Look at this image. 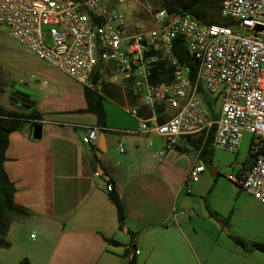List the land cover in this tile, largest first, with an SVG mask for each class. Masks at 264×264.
Segmentation results:
<instances>
[{
    "label": "crops",
    "instance_id": "0c3cea01",
    "mask_svg": "<svg viewBox=\"0 0 264 264\" xmlns=\"http://www.w3.org/2000/svg\"><path fill=\"white\" fill-rule=\"evenodd\" d=\"M36 70L29 76L34 79L38 74V89L53 80L52 74H64L48 64ZM36 83L17 80L18 87L31 92L37 89ZM82 95L75 106L42 101L30 109H15L0 100L5 111L34 108L42 121L39 138L32 137L29 122L8 134L3 168L15 187L14 202L28 215L10 223L9 247L0 249V264H17L22 259L30 264H125L122 254L130 245L138 250L134 252L137 264H264V254L253 248L264 245V204L226 176H212L206 167L196 182L185 183L198 150L166 148L154 133H134L138 120L128 109L148 113L138 100L130 105L103 92L105 131L85 143L84 126L96 125L97 118L84 110L87 104ZM125 116L129 126L120 131L117 142L123 140L128 153L120 145L122 155L112 157L108 151L113 142L105 135L117 131L113 118ZM99 135L106 152L97 156ZM130 136L134 142L128 141ZM188 140L197 139L180 137L176 145L189 148ZM108 179L123 205V228L108 199Z\"/></svg>",
    "mask_w": 264,
    "mask_h": 264
},
{
    "label": "built area",
    "instance_id": "2783aa9c",
    "mask_svg": "<svg viewBox=\"0 0 264 264\" xmlns=\"http://www.w3.org/2000/svg\"><path fill=\"white\" fill-rule=\"evenodd\" d=\"M133 3L0 0V24L27 52L99 95L104 85L129 87L148 110L128 109L138 120L134 133H154L166 148L180 137L204 141L212 132L213 149L237 152L243 132L252 133L253 164L226 178L264 204V0H221L219 17L226 24H202L165 8L148 10V20L138 23ZM179 45L195 64L193 73L179 59ZM203 94L215 99L214 112ZM84 128L85 143L101 131ZM200 149L185 183L196 182L205 168Z\"/></svg>",
    "mask_w": 264,
    "mask_h": 264
},
{
    "label": "trees",
    "instance_id": "16d2710c",
    "mask_svg": "<svg viewBox=\"0 0 264 264\" xmlns=\"http://www.w3.org/2000/svg\"><path fill=\"white\" fill-rule=\"evenodd\" d=\"M221 0H161L162 8L167 9L169 12L175 13H189L194 18H196L202 24H214V23H224L219 19V3ZM179 59L181 61L187 62L189 64L192 73L195 70V64H193L186 56L185 50L181 45H179ZM2 91V86L0 82V92ZM103 92L107 93L108 96L114 99H125L129 102L130 105L136 104V98L133 96L129 87L124 89L119 86H103ZM84 98L86 100V109L85 111L92 112L96 115L97 122L96 126L101 128V131H105V110L101 103L102 96L97 94L95 90L89 89L84 86L83 88ZM204 102L211 108V111L214 112L213 107L215 106V99H211L203 94L202 96ZM83 110V111H84ZM215 117V114H214ZM41 114L32 108L30 111H5L0 107V249L8 248L9 242L6 239V233L10 223L15 219H20L26 217L28 215V211L17 205L13 200V195L15 192V187L13 183L7 177L4 168L3 162L5 160L4 152L7 147L8 142V134L12 131L19 130L23 123L29 122L31 124H40ZM213 133L206 137L204 141L201 138L197 140H188L187 143L189 148L185 147V149L179 147L174 144V148L178 151L180 150H199V158L203 162L204 165L210 164L211 157L213 154V147L211 145ZM250 143V151H251ZM202 145V146H201ZM250 155V153H249ZM96 161L97 157L95 156ZM244 166V165H243ZM245 170V169H244ZM216 175L218 173L216 172ZM109 184L112 183L110 179H108ZM108 199L116 208L118 226L123 228L124 225V210L122 202L117 194V192L112 188L111 191L108 192ZM215 214V213H213ZM111 244L118 245L119 243L105 238ZM234 241L240 245L242 248H246L245 243L238 239L234 238ZM133 245H130L122 254V257L125 258V264H137L134 254ZM253 248L259 250L264 254V245L254 244ZM17 264H30L27 259H22Z\"/></svg>",
    "mask_w": 264,
    "mask_h": 264
},
{
    "label": "rangeland",
    "instance_id": "374dc122",
    "mask_svg": "<svg viewBox=\"0 0 264 264\" xmlns=\"http://www.w3.org/2000/svg\"><path fill=\"white\" fill-rule=\"evenodd\" d=\"M133 8L137 9L135 21L142 23L147 21L149 17V12H153L156 9L162 8L161 0H133ZM117 10H128L131 9L130 5H118L115 7ZM219 17V15H218ZM219 19H221L219 17ZM23 64H26V68ZM46 63L40 60L35 55L27 52L20 44L13 40L8 35V28L4 24H0V82L2 86V91L0 92V100L5 106H12L15 109H20L9 102V97L13 87L18 86L17 80L19 78H24V81L29 84H35L36 80H40L38 74L33 78H30L29 72L37 71L36 69H41L45 67ZM52 81H48L47 86L44 89H38L39 83H36V90L32 91L31 102L35 104L41 103L42 101H47V103H55V106H65L72 105L75 106L79 104L83 97V85L71 80L64 74L54 73ZM14 82V83H13ZM56 82V83H54ZM14 85V86H13ZM51 101V102H50ZM106 101V100H105ZM121 105L119 101H116ZM52 105V104H51ZM112 127L117 131L109 132L112 135H105L107 141H112L113 146L108 154L113 157V155L119 154L118 150L120 145H122L127 151V146L125 142L119 140V135L122 133L123 129L128 128V117L113 118ZM131 137V136H130ZM253 139V135L250 132H243L241 140L239 142L238 151L231 152L224 149L215 148L211 157L210 164L205 165L206 169L211 172L213 169L218 173L219 178H223L229 174L237 175L241 171H244L243 165L246 158L250 153V143ZM128 141L134 142L135 138H128ZM106 150L103 152L105 153Z\"/></svg>",
    "mask_w": 264,
    "mask_h": 264
},
{
    "label": "water",
    "instance_id": "95a60500",
    "mask_svg": "<svg viewBox=\"0 0 264 264\" xmlns=\"http://www.w3.org/2000/svg\"><path fill=\"white\" fill-rule=\"evenodd\" d=\"M16 92H12L9 97V101L13 104L18 105L19 107H22L24 109H30L32 106H34V103L31 102L29 99L30 94L32 93L29 90L23 89L21 87L16 86ZM41 124H33L31 127V135L33 138H39L41 135ZM98 149L99 152H97V156L100 154V151H105V145H104V138L103 135H99V141H98ZM254 156L249 155L245 162L243 168L245 170H248L251 165L253 164ZM211 175H216V171L213 169L211 171Z\"/></svg>",
    "mask_w": 264,
    "mask_h": 264
},
{
    "label": "flooded vegetation",
    "instance_id": "af4514ba",
    "mask_svg": "<svg viewBox=\"0 0 264 264\" xmlns=\"http://www.w3.org/2000/svg\"><path fill=\"white\" fill-rule=\"evenodd\" d=\"M12 92H16V88L15 87H13L12 88V90H11V93ZM31 98H32V93L30 94V96H29V99L31 100ZM15 106H18V105H16V104H14ZM19 107V106H18ZM22 108V107H21Z\"/></svg>",
    "mask_w": 264,
    "mask_h": 264
}]
</instances>
